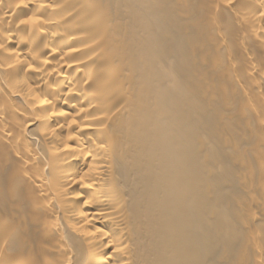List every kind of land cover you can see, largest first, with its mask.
Masks as SVG:
<instances>
[{"label": "bare ground", "instance_id": "obj_1", "mask_svg": "<svg viewBox=\"0 0 264 264\" xmlns=\"http://www.w3.org/2000/svg\"><path fill=\"white\" fill-rule=\"evenodd\" d=\"M153 1L0 0V264H264V0Z\"/></svg>", "mask_w": 264, "mask_h": 264}, {"label": "rangeland", "instance_id": "obj_2", "mask_svg": "<svg viewBox=\"0 0 264 264\" xmlns=\"http://www.w3.org/2000/svg\"><path fill=\"white\" fill-rule=\"evenodd\" d=\"M152 5H153L154 14L158 20L160 18L162 19V18L168 17L166 19V21L168 23H172L173 19H171L169 17L167 10L164 9L160 0H154L152 2ZM169 35H170L169 30H161L157 34H153V36H152V46L154 48L155 56L158 58V60L164 59L166 57L164 56V53L162 51L161 46L157 45V42H158V40L164 39L166 36L169 37ZM182 47L184 48L183 43L180 39H178L176 41V47L175 48H177L178 50H183ZM179 60H187L185 53H184V56L182 54V57H180ZM172 67H173V69H175V68L181 67V66L178 63H176ZM202 136H205L204 133H202ZM220 174H221L220 171L215 172V173L213 171L210 172V175L207 177L208 179H210V181L208 182L210 189H213V188L216 189V187L220 188V186H222L223 188L231 190V188H229L230 183H227V181H222V177H220ZM210 196L212 198H215V195L210 194ZM226 201L227 202H233V199L229 198ZM216 215L219 217L220 212H216ZM202 225H203V223H202ZM236 244H237L236 240L232 236H222L218 240V242L210 248V251H211V253L217 252L218 254H221V255L224 254L228 260H231V262H233L229 252L224 253L225 251L223 252V249H221V248H223L224 245H227L228 249H234V248H237ZM194 250H195V247L189 248V251H191V252H193ZM217 250H219V251H217ZM235 250H237V249H235ZM213 259H214L213 256L208 259L210 264H211ZM191 261H193V258H191ZM206 261H205V264H207ZM232 264H234V262Z\"/></svg>", "mask_w": 264, "mask_h": 264}]
</instances>
